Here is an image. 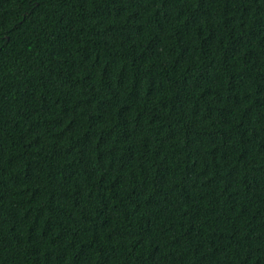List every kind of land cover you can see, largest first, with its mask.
Listing matches in <instances>:
<instances>
[{
  "label": "trees",
  "instance_id": "1",
  "mask_svg": "<svg viewBox=\"0 0 264 264\" xmlns=\"http://www.w3.org/2000/svg\"><path fill=\"white\" fill-rule=\"evenodd\" d=\"M0 264H264V0H0Z\"/></svg>",
  "mask_w": 264,
  "mask_h": 264
}]
</instances>
